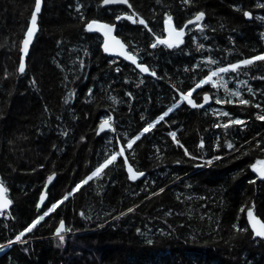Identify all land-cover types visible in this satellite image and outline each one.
Wrapping results in <instances>:
<instances>
[{
	"label": "trees",
	"instance_id": "obj_1",
	"mask_svg": "<svg viewBox=\"0 0 264 264\" xmlns=\"http://www.w3.org/2000/svg\"><path fill=\"white\" fill-rule=\"evenodd\" d=\"M42 2L38 31L20 75L19 49L34 0H0V180L12 200L8 220L0 219L4 245L71 191L98 161L171 107L177 90L194 87L209 69L264 53V8L257 7L264 0H129L132 9L105 6L102 0ZM133 10L152 32L120 21L117 36L138 62L156 72L155 78L106 56L102 37L85 31L90 20L115 24L116 14ZM198 11L205 13L202 32L190 25L179 47H150L153 33L166 35L165 15L180 28ZM200 44L204 47L198 49ZM209 58L218 63L206 64ZM220 75L229 90L264 108V79L259 78L264 76V62ZM205 91L213 97L207 107L193 109L182 103L126 149L129 164L145 173L142 178L129 180L118 157L102 178L90 181L45 216L24 237L27 243L0 251V264H264V242L253 238L250 228L242 233L233 228L246 226L245 213L253 204L264 220V181L249 167L264 158L260 149L253 150L258 140L264 148V122L255 119L261 109L240 105L222 87L211 85L196 89L192 99L201 103ZM213 94L234 102L216 104ZM221 109L246 124L233 125L227 133L215 128L228 119L217 116ZM107 115L115 132L97 135ZM172 131L197 159L183 154L168 135ZM201 140L203 149L198 146ZM229 142L235 149L226 147ZM53 172L56 179L48 200L38 209ZM252 179L255 184L249 183ZM160 188L164 192L153 196ZM129 207L135 212L127 213ZM61 219L71 231L63 234L64 244L58 247L54 232Z\"/></svg>",
	"mask_w": 264,
	"mask_h": 264
},
{
	"label": "snow or ice",
	"instance_id": "obj_2",
	"mask_svg": "<svg viewBox=\"0 0 264 264\" xmlns=\"http://www.w3.org/2000/svg\"><path fill=\"white\" fill-rule=\"evenodd\" d=\"M159 2V0H158ZM185 4H190L191 0H183ZM102 4L107 5H126L127 9H132L133 6L131 3H129V0H102ZM42 7V0H34V9L31 12L29 24L26 28L24 37L21 41V47L19 51L21 52V56L19 59L18 64V73L20 75H23L26 70V64H25V57L28 55L29 46L32 43L33 37L35 33L38 31V25H37V19L38 14L41 12ZM257 7L264 8V3L258 4ZM80 10V6L77 7V11ZM243 16L251 19L252 13L249 11H243ZM84 17L81 16V20H83ZM205 19V13L203 11H198L194 14V16L187 20V22L184 24L183 27H176L174 26L172 22V17L169 15H165L164 18V32L166 33V36H159L153 33V36L155 37L154 42L151 43L150 47L155 49L157 45H163L166 46L169 49L179 47L181 44L184 43V36L186 35L185 29L188 27V25H194L195 28L199 31L204 30L203 21ZM115 20L117 22L120 21H128L133 25L139 24L142 25L145 29H147L148 32H152V29L149 28L148 23L139 16L137 12L134 10L131 11L129 14L128 12H120L119 14L115 15ZM116 24H109V23H100L99 21L93 19L90 20L85 24V31L87 32H99L102 33L104 36V42H103V48L104 51L111 54V55H118L122 56L125 60L130 61L132 65H134L137 69H139L140 73H145L150 76L156 77V72L151 70L148 65L138 62V57L134 52H130L127 50V45L123 43L120 39L117 38V36L113 35V32L115 31ZM206 38V37H205ZM204 45L200 44L198 45L199 48H203ZM261 61L264 62V53L252 56L251 58H245L243 60H240L235 63H230L227 66H220L216 68L215 70L209 69V73L200 79L198 82L195 83L194 87L190 88L187 91H180L177 90L178 99L174 96V104L169 107L166 111H164L162 114H160L154 121L148 122L132 139H126V145L121 146L117 151L111 152L110 155H107L103 158L102 161H98L95 168L86 175L83 179H81L78 183L75 184V186L71 189V191L66 192L62 198L55 200L50 203L49 206H46L44 212L40 215H38L35 219H33L30 223L26 224L20 230L16 235L14 239H9L7 245L0 244V251H3L5 247H11L14 244H24L27 243V241L24 239V237L28 234L33 232V230L37 227V225L40 224L42 220H44L45 216L50 215L51 213L55 212L60 205L64 204L65 201L69 200L70 197L74 196L76 192H78L81 187L88 185L90 181H93L94 179H100L102 178V175L105 174V169L109 168L110 165H114L117 161L118 157L123 158L122 164L124 167H126L127 173H128V179L131 181H135L139 179L140 177H143L145 173L143 171L135 170L131 164H129L128 157L125 156L126 149H131L133 144L136 143V141L140 140L142 136H144L146 133H149L157 124H159L161 121L165 120V117L169 115L175 108L180 107L182 103H186L190 108L198 109V108H204L205 104H208L210 100L213 97H210L207 91L203 93V101L201 103H197L195 100L192 99L193 92L196 91V89L202 88L204 85H211V88L219 90V88H223L224 91L228 94L229 97H236L237 101L240 105L244 106H253L255 108L261 109V113H264V108H261L260 104H253L249 99H244L241 96V93L239 91H231L227 87V81L224 80V78L220 75L228 74V73H237L241 67H248L255 64V62ZM217 61L209 58L206 61V64H216ZM119 71V69H117ZM185 71H188V69H185ZM7 75V74H5ZM216 77L217 79L214 80L213 78ZM260 79H264V76L259 77ZM143 81H141L142 83ZM33 83L35 81L33 80ZM246 83V82H243ZM249 93L252 92L251 88L248 89ZM89 95H91V91L89 92ZM128 95H131L130 93ZM215 97V103L216 104H225V103H233L234 101L229 98H220L218 95L213 94ZM65 103H68V99L66 98ZM113 102L115 103V99L113 98ZM47 110V109H45ZM257 113L255 115V119L261 122H264V114ZM217 116L220 117H226L228 118L226 121L215 123L213 126L215 128H221L225 130V133H227V130L233 126V125H245L246 121L239 119V118H232L230 113L225 110H218ZM143 119V117H142ZM110 121H112L111 115H107L105 118H103L98 126L97 135H100V133L105 131L115 132V129L111 126ZM242 131L243 129H239ZM64 135H67V133H64ZM169 136H171L172 141L181 149H183V154L185 156H188L190 159H197V157L192 156L188 149L185 148V146L180 143L179 140H177V134L176 132L172 131L168 133ZM83 139V138H82ZM111 143V142H110ZM245 143L250 144L251 141H246ZM261 141H257L255 144V149H260L262 153H264V148H261ZM201 149L204 148V143L201 140V142L198 145ZM226 147L231 151L235 149L234 143H227ZM241 147H244L242 144ZM238 150V149H236ZM248 153L245 152L243 155H247ZM238 159L240 157H237ZM214 159L219 160L221 159L220 156L214 157ZM179 163V161H177ZM207 164H211L212 161H206ZM249 167L251 169L252 173H255L256 179H259L261 181H264V158H257L254 160V162L249 164ZM56 176V173L53 172L50 175L47 176V183L44 185V188L47 189L48 184H51ZM256 179H252L249 181V183L255 184ZM8 192V189L4 186L3 181L0 180V216L6 215L7 210L12 204V200L8 199L6 194ZM164 192V188H160L157 192H153V196L160 195ZM151 197H149L150 199ZM45 200V195L42 194L40 196V203H43ZM40 204H37V208L39 209ZM136 207H139V205H136ZM254 204L248 208L246 212V219L247 224L245 227L241 228L240 226L234 224L233 228L236 233H242L247 232L248 228L251 229V234L253 238L259 237L261 240H264V220L259 218L257 215L254 214L253 208ZM135 212V207H129L127 209V213H133ZM240 212H245V208L241 207ZM127 213L121 212V216L126 215ZM81 216L84 215L83 212L80 213ZM71 229H68L65 227V222L61 219L59 221V226L55 229L54 235L58 237L59 243L58 247L62 246L64 244L65 237L62 233L69 232ZM235 238V236L233 237Z\"/></svg>",
	"mask_w": 264,
	"mask_h": 264
},
{
	"label": "water",
	"instance_id": "obj_3",
	"mask_svg": "<svg viewBox=\"0 0 264 264\" xmlns=\"http://www.w3.org/2000/svg\"><path fill=\"white\" fill-rule=\"evenodd\" d=\"M107 6H111V5H107ZM123 6H126V5H123ZM126 7H127V6H126ZM42 8H43V2H42L41 11H42ZM40 13H41V12H40ZM40 13H39V14H40ZM39 14H38V16H39ZM37 21H38V19H37ZM100 23H104V22H100ZM118 23H119V22L115 21V24H118ZM189 26H190V25H188V27H189ZM188 27H187V28H188ZM187 28L185 29V32H186ZM92 33H97V34H99V35L102 37L103 42H104V36L102 35V33H99V32H92ZM35 34H36V33H35ZM113 35L117 36V27L115 28V31L113 32ZM34 37H35V35H34ZM34 37H33L32 43H31L30 46H29L28 55L25 57V64H26L27 59H28V57H29L30 49H31V46H32L33 41H34ZM117 38L120 39L118 36H117ZM184 38H185V36H184ZM120 40H121V39H120ZM121 41H122V40H121ZM122 42H123V41H122ZM20 47H21V46H20ZM127 50H128V48H127ZM102 51H103V53H104L106 56H108V57H110V58L120 59V60H123L124 62H126L127 64L132 65L130 61L125 60L122 56L111 55V54L105 52V51H104V48H103V44H102ZM20 53H21V52H20ZM132 66L135 67L134 65H132ZM135 69L139 72V69H137L136 67H135ZM139 73H140V72H139ZM140 74L143 75V76H146V77L155 78V77L150 76V75L145 74V73H140ZM210 102H211V101H210ZM210 102H209L208 104H205L204 107H207V106L210 104ZM198 109H202V108H198ZM110 124H111V123H110ZM106 132H109V131L102 132V133H100V135H102V134H104V133H106ZM254 174H255V173H254ZM140 178H142V177H140ZM140 178H139V179H140ZM55 179H56V176H55L54 180L52 181V183H51V184H48L47 189H45V188L43 189L41 195H42V194L45 195V200L43 201V203H40V199H39V202H38V204H40L39 209L43 208V206L46 204V202H47V200H48V190H49V189L52 187V185L54 184ZM137 180H138V179H137ZM135 181H136V180H135ZM260 181H261V180H260ZM46 183H47V181H46ZM46 183H45V184H46ZM6 196H7V194H6ZM7 198H8V197H7ZM8 199H9V198H8ZM11 205H12V204H11ZM10 208H11V206H10L9 209L7 210V213L9 212ZM246 212H247V211H246ZM253 212H254V211H253ZM254 214L257 215L255 212H254ZM257 216H258V215H257ZM258 217H259V216H258ZM259 218H260V217H259ZM245 220H246V223H247L246 213H245ZM249 228H250V227H249ZM250 230H251V229H250ZM62 234H64V233H62ZM257 238L260 239L259 237H257ZM260 240H261V239H260ZM261 241L264 242V240H261Z\"/></svg>",
	"mask_w": 264,
	"mask_h": 264
},
{
	"label": "built area",
	"instance_id": "obj_4",
	"mask_svg": "<svg viewBox=\"0 0 264 264\" xmlns=\"http://www.w3.org/2000/svg\"><path fill=\"white\" fill-rule=\"evenodd\" d=\"M171 137V136H170ZM172 139V138H171ZM1 219H8L7 217H5L4 215L3 216H0Z\"/></svg>",
	"mask_w": 264,
	"mask_h": 264
},
{
	"label": "flooded vegetation",
	"instance_id": "obj_5",
	"mask_svg": "<svg viewBox=\"0 0 264 264\" xmlns=\"http://www.w3.org/2000/svg\"><path fill=\"white\" fill-rule=\"evenodd\" d=\"M166 36V35H165Z\"/></svg>",
	"mask_w": 264,
	"mask_h": 264
}]
</instances>
